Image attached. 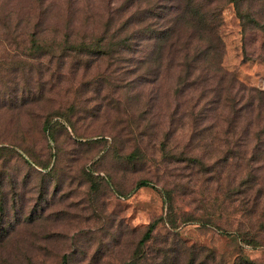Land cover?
Wrapping results in <instances>:
<instances>
[{
    "label": "rangeland",
    "instance_id": "1",
    "mask_svg": "<svg viewBox=\"0 0 264 264\" xmlns=\"http://www.w3.org/2000/svg\"><path fill=\"white\" fill-rule=\"evenodd\" d=\"M173 3L0 0V264H264V31L222 0L221 61L136 70Z\"/></svg>",
    "mask_w": 264,
    "mask_h": 264
},
{
    "label": "trees",
    "instance_id": "2",
    "mask_svg": "<svg viewBox=\"0 0 264 264\" xmlns=\"http://www.w3.org/2000/svg\"><path fill=\"white\" fill-rule=\"evenodd\" d=\"M227 1L235 5L238 17L241 20L242 24H244V27L247 23L250 22L251 24L253 23L256 28L264 31V0ZM201 2V5H198L196 3V7L193 4V1H187L182 11L179 0H175V3L172 4V11L174 9V11L180 15L177 17L174 25L168 26L166 29L161 30V32L158 31V34L160 36L159 41H161V44H155V50H152L151 45L148 56L144 61V58H142V60L137 63L138 65L135 67L136 70L140 71L142 68H144L143 65L145 64L150 65L151 63H155V70H157L158 73H161L162 69L165 66L164 63L167 57L169 60L168 69L174 70L176 74H180L185 70L189 73V75L192 76V74H194L197 69L201 68L198 64L200 59L204 60V62H207L209 58L213 60L216 59V62L222 60L223 50L220 47L222 46V44L220 43V39L216 36L215 32L207 26L209 20L214 15L221 13L222 0H201ZM205 4H207L208 7L204 9ZM177 23L181 25L185 24L187 26L184 28L185 30H181V34L188 33V36L184 37L179 34V31L177 30ZM122 28V30H126L124 26H122ZM110 32V29H106L100 40H97L95 42V45L83 43L81 45L73 46L72 50L70 51L75 55L81 53L84 54L86 52L88 54H94V56H98L100 60L103 57H109L113 54H119L121 52L120 50H124L125 48L129 49V51L130 49H132V44L128 45L129 42L134 40L132 39V37H127V41H123L122 43H113L110 37ZM38 35L37 33H34L33 38L38 39ZM192 40H196L197 43L203 45V47L206 46L207 49L202 50L200 49V47L195 45L193 47L192 45H190V42ZM34 44L37 45L35 41ZM166 53H168V55L165 57ZM156 54L159 56V58H156ZM192 56L193 58L191 59ZM205 68L207 67H204L202 69ZM210 72H213V70L210 69ZM47 118L48 119L45 121L42 127V130L44 132L48 131V127L52 122L51 117ZM261 127V124L256 125L254 130L251 131V126L250 131L248 130L249 137H252L254 135L255 137H257V134ZM261 132L264 133V125L261 129ZM2 150L3 149L0 148V151ZM134 155L136 157H140V150L135 151ZM26 162L29 166H32L36 169H47L49 167V164H43L40 166L39 164H36L35 161L29 158L28 160H26ZM145 185L146 182H142L139 184V187H143ZM169 204H171V201ZM170 211L173 212L172 205L170 207ZM158 222V219H155L148 225V228H146L147 230L143 236V243L148 242L152 238Z\"/></svg>",
    "mask_w": 264,
    "mask_h": 264
}]
</instances>
